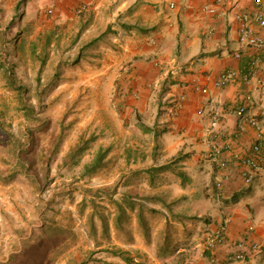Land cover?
I'll list each match as a JSON object with an SVG mask.
<instances>
[{"label": "rangeland", "instance_id": "rangeland-1", "mask_svg": "<svg viewBox=\"0 0 264 264\" xmlns=\"http://www.w3.org/2000/svg\"><path fill=\"white\" fill-rule=\"evenodd\" d=\"M93 3L53 6L43 30L40 12H18L3 34L0 264H141L129 187L153 159L156 120L120 107L116 67L121 42L145 29L120 0Z\"/></svg>", "mask_w": 264, "mask_h": 264}, {"label": "crops", "instance_id": "crops-1", "mask_svg": "<svg viewBox=\"0 0 264 264\" xmlns=\"http://www.w3.org/2000/svg\"><path fill=\"white\" fill-rule=\"evenodd\" d=\"M93 1L0 0V48L14 14L40 12L43 30L57 18L46 19L53 6L55 14H64L78 3ZM213 1L120 0L123 7L136 8L132 16L145 30L120 44L117 100L129 116L153 114L156 120L149 129L157 133L153 159L134 167L137 179L129 187L132 205L136 200L140 204L133 205L131 227H140L132 245L141 264H264V170L247 184L232 161L235 155L250 154L257 142L264 150V136L259 138L264 87L258 83L264 80V48L240 40L239 22L230 9L235 5L255 19L259 12L264 17V0L261 5L229 0L221 15L201 11ZM101 4L95 2L94 8ZM252 28L264 39L257 20ZM153 34L159 35L156 45L148 41ZM255 57L260 60L254 65ZM227 70L237 71L238 78L217 86ZM250 70L252 78L246 81L243 76ZM196 81L207 91L193 89ZM183 93L182 108L174 114V103ZM238 105L246 106L243 115L232 111ZM200 108L205 114H199ZM214 144L222 147L220 157L230 160L228 178L220 185L223 171L219 158L211 156ZM223 221L228 224L226 239L213 252L205 250V239ZM249 226L254 227L250 232ZM243 239L247 259L228 260L242 250L238 244Z\"/></svg>", "mask_w": 264, "mask_h": 264}, {"label": "built area", "instance_id": "built-area-1", "mask_svg": "<svg viewBox=\"0 0 264 264\" xmlns=\"http://www.w3.org/2000/svg\"><path fill=\"white\" fill-rule=\"evenodd\" d=\"M257 5H261L262 0H256L255 1ZM229 0H214L212 4L204 5L201 8V11L212 14V15H221L223 12H225V9L227 6H229ZM176 3L174 1L170 2V7L175 8ZM220 8H223L220 9ZM230 9L233 10L235 18L239 22V35L240 40L242 42H246L247 45L255 47L257 49H263L264 48V39L255 33V31L252 28L253 23L255 20L259 23L260 26L264 27V17H262L261 12L257 15L256 19L255 17L250 16L247 13H244L242 11H239L236 9L235 5H230ZM52 12V10H50ZM150 42L154 45L158 44L159 37L152 36L150 38ZM240 52H236V56H240ZM256 59L254 62V65L256 62L260 60V57H255ZM253 71L250 70L249 72L244 74V79L246 81L250 80L252 78ZM238 78V72L235 70H227L225 71L219 79L216 81L217 86L223 87L225 85H228ZM259 85L264 87V80L258 81ZM193 89L197 91L206 92L207 87L196 81L192 85ZM186 98V94L180 95L179 98L176 99L174 106H173V113L177 114L180 112L182 108L183 101ZM246 106L245 105H238L235 106L232 111L237 113L238 115H243L245 113ZM199 114L203 115L205 114L204 109H199ZM264 136V128L262 125H259V138L262 139ZM222 153V147L218 146L217 144H214L211 151V156L219 158V167L222 169L223 174L218 182V185H220L223 182V179L228 178V167L230 165V160L220 157V154ZM233 164L238 167L239 174L244 179L245 183L250 184L254 178V176L264 170V150L263 146L260 142H257L254 144L252 151L247 156H241V155H235L233 158ZM254 229L253 226H249L248 231H252ZM228 234V224L227 221L221 222L213 232H211L204 242V248L207 251L213 252L216 247L222 243ZM245 243V239L241 241L238 245L241 247L242 250L236 253H232L228 256V260L230 261H245L247 257L249 256V253H246L243 250V245Z\"/></svg>", "mask_w": 264, "mask_h": 264}, {"label": "trees", "instance_id": "trees-1", "mask_svg": "<svg viewBox=\"0 0 264 264\" xmlns=\"http://www.w3.org/2000/svg\"><path fill=\"white\" fill-rule=\"evenodd\" d=\"M3 34H4V33H2V39L4 38V37H3ZM4 41H5V39H4ZM1 64H2V63H1ZM0 66H2V65H0ZM18 89H19V88H18ZM23 106H24L23 108H24L25 112H27V111H28V108H29V105H27V104H23ZM85 146H86V145H84V147H83V145H80V146L78 147L77 151H83L84 148H85ZM107 152H108V149H103V150L101 149V150L98 152L95 161H94L93 163H91L90 165H87V168H88V169H91V171H96V170L99 168V166L101 165V163L104 161V159L106 158ZM120 206H121V205H120ZM125 259L128 260V258H125Z\"/></svg>", "mask_w": 264, "mask_h": 264}]
</instances>
